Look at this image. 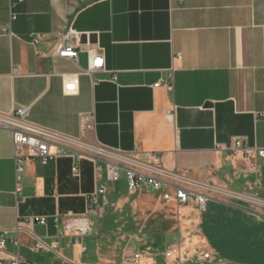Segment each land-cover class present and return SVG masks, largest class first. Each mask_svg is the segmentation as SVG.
Instances as JSON below:
<instances>
[{
    "label": "crops",
    "instance_id": "crops-1",
    "mask_svg": "<svg viewBox=\"0 0 264 264\" xmlns=\"http://www.w3.org/2000/svg\"><path fill=\"white\" fill-rule=\"evenodd\" d=\"M69 30L77 61L53 55ZM81 34L93 37L82 43ZM90 51L104 56L95 74ZM18 107L34 124L97 146L139 158L157 153L164 168L216 191L200 211L160 193H131L124 175L109 181L91 159L44 164L29 156L19 201L12 133L0 128L4 264L16 253L23 264H199L200 250L212 253L200 264H264V160L233 151L236 139L264 148V0H0V113ZM82 113L94 114L93 130L82 132ZM99 183L105 212L89 215L92 233L79 245L68 243L59 236L65 216L85 214ZM35 216L47 224L34 223L33 232L47 245L56 240L55 250L37 252L31 235L15 230ZM179 235L182 263L165 256Z\"/></svg>",
    "mask_w": 264,
    "mask_h": 264
},
{
    "label": "built area",
    "instance_id": "built-area-1",
    "mask_svg": "<svg viewBox=\"0 0 264 264\" xmlns=\"http://www.w3.org/2000/svg\"><path fill=\"white\" fill-rule=\"evenodd\" d=\"M17 14L12 13L9 21L3 26V30L8 31L11 28L12 21L17 18ZM73 30H69L63 35L60 44L53 51V55L78 60L79 50L71 44V36L75 35ZM34 43L41 40V35L38 33L31 34ZM90 64L88 72L94 73L101 71L104 65V56L101 53L90 51ZM177 59L180 54H177ZM161 81L156 83L159 86ZM168 90L174 89L173 73H169L165 80ZM72 81L68 83L67 89H73ZM171 115L172 112L169 111ZM264 115V114H263ZM94 114H81V130L84 133L88 130H93L95 127ZM0 128L11 131V136L14 143V159L16 172V190L17 198H22V175L25 171L24 160L30 157H40L44 164L50 160L57 159L62 156L75 157L79 159H91L95 163L96 172L102 170L106 172V178L109 181H119L124 175L125 184L131 193L154 192L160 193L163 199L167 202H175L181 204H196V208L200 211L205 210L210 193L216 191L212 185L197 181L189 177L186 173L178 169H166L163 166L162 157L157 153H148L145 158L136 157L134 153L122 152L108 148L103 145L93 144L83 140L80 137H73L57 131L42 127L30 122L28 119V109L18 107L11 113H0ZM235 153H241L245 158L259 157L264 160V148H251L247 142L241 139H236L233 145ZM250 171L257 172L256 164L251 165ZM79 171L78 165L73 167V173ZM105 183L97 184L96 190L86 197L88 201V209L83 215H75L68 213L63 221L64 231L59 236H64L68 239V243L79 245L81 238L92 233L91 222L89 215L93 214L100 217L106 210L107 205V187ZM100 198L103 199L102 203ZM54 222H61L60 216L54 217ZM34 223L42 225L47 224V218L43 216L30 217L26 220L19 221L14 227L17 232L26 231L31 235L34 241V249L39 252L42 250H55L57 241L54 240L50 245H47L42 238L36 235L31 226ZM19 239L13 241L16 248L19 247ZM7 236L6 231H0V251L6 247ZM181 238L176 243L168 245L165 251L166 258L176 256L182 263L181 256ZM140 255H135L136 262L139 261ZM212 258V253L208 250H200L197 255L199 264L208 261ZM0 264L4 262L0 259ZM7 264H23V260L19 254H15Z\"/></svg>",
    "mask_w": 264,
    "mask_h": 264
},
{
    "label": "water",
    "instance_id": "water-1",
    "mask_svg": "<svg viewBox=\"0 0 264 264\" xmlns=\"http://www.w3.org/2000/svg\"><path fill=\"white\" fill-rule=\"evenodd\" d=\"M89 37V40L92 39L93 35H87V34H81L80 35V40L82 43H86L87 42V39ZM91 41V40H90ZM211 103H206V105H210Z\"/></svg>",
    "mask_w": 264,
    "mask_h": 264
},
{
    "label": "rangeland",
    "instance_id": "rangeland-1",
    "mask_svg": "<svg viewBox=\"0 0 264 264\" xmlns=\"http://www.w3.org/2000/svg\"><path fill=\"white\" fill-rule=\"evenodd\" d=\"M175 204H177V203H175ZM261 203H259V205H258V207H262L263 205H260ZM129 220H131V219H129ZM161 250V249H160ZM160 253H159V256L161 257V259H163V257H162V254H161V251H159Z\"/></svg>",
    "mask_w": 264,
    "mask_h": 264
}]
</instances>
